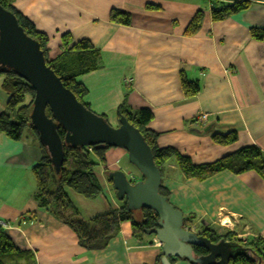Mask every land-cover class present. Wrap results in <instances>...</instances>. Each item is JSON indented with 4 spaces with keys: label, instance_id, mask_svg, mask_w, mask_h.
Here are the masks:
<instances>
[{
    "label": "crops",
    "instance_id": "crops-1",
    "mask_svg": "<svg viewBox=\"0 0 264 264\" xmlns=\"http://www.w3.org/2000/svg\"><path fill=\"white\" fill-rule=\"evenodd\" d=\"M234 1L251 5L223 22H214L216 3ZM14 6L49 37L51 59L62 53L66 35L74 42L89 40L101 51V68L78 81L88 90L85 103L111 125L118 122L117 110L127 97L131 110H152L150 129L160 135L159 147L175 148L196 165L213 163L250 146L264 153V0H16ZM112 10L130 14L131 25L110 22ZM199 12L203 14L200 31L185 36ZM252 30L262 32L263 39L252 38ZM182 72L201 85L192 99L182 91ZM128 78L133 79L131 87L125 85ZM2 83L0 78V115L7 111L8 100ZM203 114L208 119L200 123ZM229 132L237 133L235 144L213 143L212 134ZM106 154V161H113L116 153ZM42 155L31 138L15 142L0 133V220L10 223L4 231L17 247L32 251L37 264H158L162 244L154 236L136 240L128 222L120 225L105 250L88 251L69 227L40 209L33 199L32 169ZM173 173L163 186L170 192V203L184 217L194 215L199 224L205 226L206 221L208 229L219 234L264 241V181L255 172L225 171L202 182ZM102 174L98 178L104 191L95 200L67 190L77 209L84 202L80 198L98 204L89 218L80 215L85 220L109 210L110 205L118 207ZM17 182L16 190L12 183ZM221 215L228 217V227L219 225ZM171 264L191 263L172 259Z\"/></svg>",
    "mask_w": 264,
    "mask_h": 264
},
{
    "label": "trees",
    "instance_id": "trees-1",
    "mask_svg": "<svg viewBox=\"0 0 264 264\" xmlns=\"http://www.w3.org/2000/svg\"><path fill=\"white\" fill-rule=\"evenodd\" d=\"M15 1L0 0V5L13 13L25 33L38 42L47 66L61 79L64 87L69 89L80 103L91 110L85 103L88 90L78 79L101 68V51L89 40L74 42L72 37L66 35L62 38V53L57 58L51 59L48 47L49 37L38 31L35 25L15 8ZM250 5V2L247 1L216 3L212 9V19L214 22H223L249 9ZM148 8L160 9L157 5L154 7L149 5ZM202 18L203 14L197 13L184 35L188 37L197 35L201 29ZM109 19L110 22L123 26H130L132 23L131 15L119 10H112ZM251 36L256 40L263 39V33L259 30H252ZM0 77H3L2 90L8 97L7 111L0 115V133L15 142L22 141L26 133L42 150L41 161L32 169L37 187L34 200L39 208L69 227L77 235L81 246L88 251L105 250L111 240L118 235L122 223L131 224L133 237L136 240L141 241L147 237L145 232L157 227L158 216L148 209L130 211L125 200L119 202L118 208L99 212L90 219L85 220L80 217L67 195V190H72L88 200L98 198L102 193V185L96 174V168L99 164H106V153L111 148L104 145L73 148L64 142L66 133L59 126L58 133L63 140L64 161L60 172L57 173L47 149L40 142L39 134L31 123L35 90L13 70H0ZM180 78L182 91L187 99H192L200 93L199 81L189 80L183 72ZM46 113L48 117H51L49 109ZM99 116L108 121L106 116ZM122 117L140 131L145 142L151 148L154 162L162 177L160 195L168 202H170V192L163 186V180L167 177V167L171 163L177 167L184 180L195 179L202 182L228 171L234 175L255 172L264 181V153L257 146L243 148L213 163L196 165L190 157L181 154L175 148L159 147L160 135L150 129V124L154 119L150 108L145 107L133 111L129 108L127 97H125L124 102L117 110L118 122ZM211 139L214 144L226 147L235 144L238 141V135L236 132L214 133L211 135ZM93 155L101 163L95 162ZM137 174H135L139 179L137 181L144 180L138 171ZM174 209L177 208L174 207ZM194 218L195 216L184 217V225H190ZM204 223L206 225V221ZM203 229L202 234L208 233L214 238L218 236V241H225L216 230L208 229V225ZM236 241L241 255L238 257L239 259L237 258L229 264H264V241L258 237H250L245 241L237 239ZM196 250L198 255L203 253V249ZM161 258L162 256L158 259V264H161ZM183 260L188 261L187 259ZM0 264H37V261L32 251L17 247L8 234L0 228Z\"/></svg>",
    "mask_w": 264,
    "mask_h": 264
},
{
    "label": "water",
    "instance_id": "water-1",
    "mask_svg": "<svg viewBox=\"0 0 264 264\" xmlns=\"http://www.w3.org/2000/svg\"><path fill=\"white\" fill-rule=\"evenodd\" d=\"M7 69L27 81L36 92L31 123L57 173L64 161L59 126L66 133L64 142L73 148L104 145L125 150L130 164L144 180L133 183L121 170L110 172L108 179L113 183L117 199L125 200L130 211L148 209L158 216L157 227L145 233L162 244L161 264H171L172 259H187L193 264H229V259L225 263H216V259L222 258L221 248L230 244L221 240L214 245L208 238L184 229L183 213L160 195L161 173L140 131L124 117L114 127L80 103L47 66L38 42L25 33L13 13L0 5V70ZM194 247L207 250L209 255L195 256Z\"/></svg>",
    "mask_w": 264,
    "mask_h": 264
},
{
    "label": "rangeland",
    "instance_id": "rangeland-1",
    "mask_svg": "<svg viewBox=\"0 0 264 264\" xmlns=\"http://www.w3.org/2000/svg\"><path fill=\"white\" fill-rule=\"evenodd\" d=\"M0 78H3V77H0ZM132 83H133V79H131V78H128V79H126V81H125V85H126V87H131V85H132ZM2 87V86H1ZM2 89V88H1ZM3 91V90H2ZM29 99V98H28ZM29 101V100H28ZM207 118H208V116H207ZM118 120V119H117ZM206 120H201V116L198 118V122H200V123H204ZM119 126V122H117L116 123V125H114V127H118ZM25 138L26 137H29L26 133H25ZM24 138V139H25ZM30 138V137H29ZM109 151H111V152H114V153H116L115 154V156L112 158V160L113 161H110V160H108L107 162H106V164H99L101 167H102V170H99L98 171V169L96 168V174H97V176L102 172V173H104V174H102L103 176L105 175V177L107 178V181H108V183H106V184H108L107 186L108 187H110L111 189H112V198H113V201L114 202H116V204L119 206L120 205V203L119 202H123V201H119L118 199H117V196H116V190L114 189V186H113V183H112V181H109V179H108V175L106 174V173H110V172H113V171H118V170H121V171H123L126 175H127V177H128V179L129 180H131L133 183H135V182H137V180H139L138 179V177H137V169L133 166V165H131L130 164V162H129V158H128V154H127V152L125 151V150H122V149H118V148H111V149H109L107 152H109ZM107 155V154H106ZM93 160L95 161L96 160V158H95V156H93ZM95 162H98V161H95ZM100 162V161H99ZM101 163V162H100ZM172 164V166H173V163H171ZM98 165V166H99ZM62 168V167H61ZM106 170H108L109 172H107ZM106 171V172H105ZM173 171H175V172H178L179 174H180V172H179V170L177 169V167H175V170H173ZM173 171L171 172V165H169L168 167H167V179H169V178H171L172 176H173ZM134 174H137V175H134ZM180 176H181V174H180ZM98 177H101V176H98ZM182 177V176H181ZM14 184H16V190L20 187V182H17V183H12V187L14 186ZM10 185V184H9ZM9 185H6V187H8ZM36 190H37V187H36ZM36 190H35V192H36ZM103 188H102V193H101V195L103 194ZM3 192H5V193H7L6 191H4V189H3ZM35 194V193H34ZM100 195V196H101ZM6 196H7V194H6ZM6 196H4V197H6ZM99 196V197H100ZM33 199H34V195H33ZM80 199H82V201H84L82 204H79V209H77V211L79 212V214L81 215V216H83V218H89L90 216H92L95 212H96V210H98V204H95V203H93V202H88V201H86V200H84L83 198H80ZM115 199V200H114ZM108 204H110V202L108 201ZM113 208V206H111L110 205V207H109V210L110 209H112ZM115 208H118V207H115ZM80 210V211H79ZM100 211H102V210H100ZM87 216V217H86ZM190 216H194V215H190ZM196 218V219H195ZM194 218V220H192V223L190 224V225H184V229H186V230H189V231H191V232H193V233H195V234H197V235H200L199 233H201L202 232V229L204 228V225H203V223H200L199 224V220L197 219V217H195ZM230 219V218H229ZM231 220V219H230ZM223 221L225 222V221H229L228 220V217L227 216H225V215H221L220 217H219V219H218V222H219V225L220 226H222V227H224L223 226ZM232 221V220H231ZM235 221V220H234ZM233 222V221H232ZM5 223L6 224H8V227L10 228L11 227V225H10V223H8V222H6L5 221ZM206 226V225H205ZM6 230H8V229H6ZM212 230H215V229H212ZM221 233L222 234H219L220 236H222V238L223 239H225V240H230V241H234V242H237L236 240V238H232V234H224V231H221ZM212 234V233H211ZM150 236H153V235H150ZM227 236V237H226ZM149 237V236H148ZM151 238V237H150ZM248 238H250L249 236H247V237H245L243 240L245 241V240H247ZM215 240H218V236L215 238ZM239 240H242V239H239ZM236 246V245H235ZM237 247V246H236ZM238 248V247H237ZM239 255H241V251L239 252ZM239 259V258H238ZM255 262H257L256 260H255Z\"/></svg>",
    "mask_w": 264,
    "mask_h": 264
},
{
    "label": "flooded vegetation",
    "instance_id": "flooded-vegetation-1",
    "mask_svg": "<svg viewBox=\"0 0 264 264\" xmlns=\"http://www.w3.org/2000/svg\"><path fill=\"white\" fill-rule=\"evenodd\" d=\"M203 232H204V229H202V232L199 233L200 234L199 236L203 235V237H206V238L210 239V241L214 245H217L220 242V240L219 241L215 240V238L212 237V235H210L208 233L207 234L206 233L202 234ZM225 241L228 244H230V245L224 246V247L221 248V256H222L223 260H221L222 258H218V259H216V263H218L220 261H223L222 263H225L228 259H229V263H231L232 261L236 260L240 256L239 255L240 249H238L235 246V245H237L236 242L230 241V240H225ZM196 249H199V248L194 247L195 256H197V257L209 255V252L207 250H205V249H203V253L198 255L196 253V251H197Z\"/></svg>",
    "mask_w": 264,
    "mask_h": 264
},
{
    "label": "built area",
    "instance_id": "built-area-1",
    "mask_svg": "<svg viewBox=\"0 0 264 264\" xmlns=\"http://www.w3.org/2000/svg\"><path fill=\"white\" fill-rule=\"evenodd\" d=\"M208 118H207V115L206 114H203V115H201V120H207ZM228 225H229V221H223V226L224 227H228ZM0 228L1 229H3V230H5V229H9V227H8V224H6L4 221H2V220H0ZM161 245V244H160Z\"/></svg>",
    "mask_w": 264,
    "mask_h": 264
},
{
    "label": "bare ground",
    "instance_id": "bare-ground-1",
    "mask_svg": "<svg viewBox=\"0 0 264 264\" xmlns=\"http://www.w3.org/2000/svg\"><path fill=\"white\" fill-rule=\"evenodd\" d=\"M92 111V110H91ZM95 113V112H94Z\"/></svg>",
    "mask_w": 264,
    "mask_h": 264
}]
</instances>
